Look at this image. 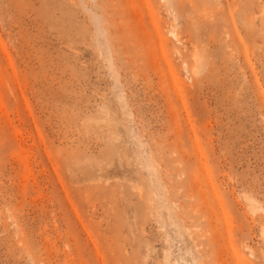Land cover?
Listing matches in <instances>:
<instances>
[{"label": "rangeland", "instance_id": "rangeland-1", "mask_svg": "<svg viewBox=\"0 0 264 264\" xmlns=\"http://www.w3.org/2000/svg\"><path fill=\"white\" fill-rule=\"evenodd\" d=\"M121 1L0 0V264H264V0Z\"/></svg>", "mask_w": 264, "mask_h": 264}, {"label": "bare ground", "instance_id": "bare-ground-1", "mask_svg": "<svg viewBox=\"0 0 264 264\" xmlns=\"http://www.w3.org/2000/svg\"><path fill=\"white\" fill-rule=\"evenodd\" d=\"M123 1H124V2H123ZM123 1H121V2H123L122 5L124 4V6H125L127 2L125 3V0H123ZM146 5H147V4H146ZM109 9H110V8H109ZM116 10H117V9H116ZM110 11H111V10H110ZM117 11H118V10H117ZM130 15H131V14H130ZM130 15H128V16H130ZM126 17H127V16H126ZM131 17H132V16H131ZM116 19L118 20L119 18H115V21H114V22H117ZM114 22H113V23H114ZM122 25H123V24H122ZM117 27H118V28H117V29H118L117 32H120L121 29L119 28V25H118ZM154 27H155V26H154ZM119 29H120V31H119ZM155 30H156V29H155ZM153 31H154V30H153ZM121 32H122V31H121ZM121 32H120V33H121ZM174 33H175V32H173V30L170 31V34H171L172 36L174 35ZM117 35H119V33H117ZM157 35H158V37H159V40H160L159 42H160V44L163 45V37H162L160 31L157 32ZM174 36H175V35H174ZM123 38H125V37H123ZM119 39H120V38H119ZM122 41H123V40H122ZM215 240H216V238H215ZM215 240L212 241L213 244H215V243H214ZM196 242H197V241H196ZM216 242H217V241H216ZM229 242H230V241H229ZM230 243H231V242H230ZM216 244H217V243H216ZM231 244H232V243H231ZM231 244H230V245H231ZM221 246H222V245H221ZM245 246H246V245H245ZM231 247H232V245H231ZM246 247H247V249H248V246H246ZM203 248H204V247H203ZM225 248H228V247H225ZM220 250H221V249H220ZM220 250H219L218 252L221 253L222 250H221V251H220ZM212 251H213V250H212ZM212 251H211V252H212ZM232 251H233V249H232ZM223 252H224V251H223ZM251 252H252V251H251ZM212 253H214V252H212ZM224 253H226V251H225ZM217 254H219V253H217ZM236 254H237V253H236ZM236 254H235V257H236ZM250 254H251V253H250ZM219 255H220V254H219ZM252 256H253V255H252ZM216 257L219 258L218 255H216ZM222 257H223V256H222ZM236 258H237V257H236ZM232 260H233V259H232ZM237 260H238V259H237ZM212 261H213V260H212ZM216 261H218V260H216ZM223 261H224V260H223ZM223 261H222V264H224ZM235 261H236V260H235ZM204 262H205V261H204ZM218 262H219V261H218ZM218 262H217V264H218ZM238 262H240V260H239ZM203 264H204V263H203ZM206 264H207V263H206ZM240 264H241V262H240Z\"/></svg>", "mask_w": 264, "mask_h": 264}]
</instances>
